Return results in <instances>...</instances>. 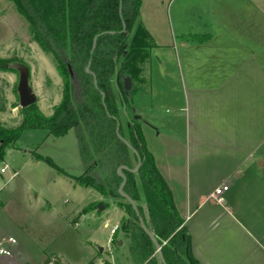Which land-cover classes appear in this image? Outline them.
<instances>
[{
    "label": "crops",
    "instance_id": "crops-1",
    "mask_svg": "<svg viewBox=\"0 0 264 264\" xmlns=\"http://www.w3.org/2000/svg\"><path fill=\"white\" fill-rule=\"evenodd\" d=\"M212 1L208 11L194 0L169 3L177 15L171 47L152 32L149 1L142 0L140 23L157 48L172 50L183 109L158 126L148 121L150 110L140 124L198 264H264V5Z\"/></svg>",
    "mask_w": 264,
    "mask_h": 264
},
{
    "label": "trees",
    "instance_id": "trees-1",
    "mask_svg": "<svg viewBox=\"0 0 264 264\" xmlns=\"http://www.w3.org/2000/svg\"><path fill=\"white\" fill-rule=\"evenodd\" d=\"M14 1L31 26L33 41L52 56L63 91L62 101L51 116L34 104L21 109L24 119L19 127L7 129L0 122V163L25 130L44 129L55 138L74 131L83 174H63L75 186L121 200L117 205L125 216L120 224L133 263L162 264L156 246L142 229L141 218L159 243L166 264H198L189 230L147 148L140 121L134 119L132 98L123 90L122 74L131 77L136 73L135 59L146 43L154 44L140 23L142 0ZM2 63L0 59V71H6ZM89 65L91 73L86 72ZM35 158L43 160L39 155ZM121 167L127 168L122 170L124 193L134 201L139 215L119 194L123 178L117 170ZM52 262L49 259L43 264ZM103 264L112 263L104 260Z\"/></svg>",
    "mask_w": 264,
    "mask_h": 264
},
{
    "label": "rangeland",
    "instance_id": "rangeland-1",
    "mask_svg": "<svg viewBox=\"0 0 264 264\" xmlns=\"http://www.w3.org/2000/svg\"><path fill=\"white\" fill-rule=\"evenodd\" d=\"M148 1L152 32L164 45L172 47L174 30L170 20L177 16L167 9L172 0H145L146 4ZM162 2L166 8H160ZM194 2L205 11L213 4L212 0ZM151 4L158 7L153 9ZM261 16L258 34L263 47L264 11ZM171 53V49L146 43L134 62L137 72L131 75L134 83L131 98L136 114L145 119L154 110L148 121L156 126L171 123V116L183 109L182 88ZM0 59L7 67L6 71H0L3 126L14 129L24 119L17 91L23 70L29 71L36 107L51 116L53 108L62 101V81L52 56L33 41L31 26L14 0H0ZM36 155L43 160L38 161ZM5 165L7 171L0 172V244L9 246V238H14L16 244L10 246V258L0 256V264H43L49 259L61 264H103L104 260L112 264H134L120 224L125 216L117 205L121 200L75 186L63 174L71 177L83 174L74 131L55 138L44 129L25 130L17 146L6 151L0 171ZM50 175H53L51 179ZM99 204L104 206L102 211L98 210ZM85 209L91 210L86 213ZM116 227L119 229L114 235L112 231Z\"/></svg>",
    "mask_w": 264,
    "mask_h": 264
},
{
    "label": "water",
    "instance_id": "water-1",
    "mask_svg": "<svg viewBox=\"0 0 264 264\" xmlns=\"http://www.w3.org/2000/svg\"><path fill=\"white\" fill-rule=\"evenodd\" d=\"M96 42V39H95ZM87 73H91L90 72V65L89 67L86 69ZM121 80H122V85H123V90H124V94L127 98L131 97V92L132 89L134 87V83L132 81V78L130 76H126L124 74H122L121 76ZM18 95H19V104L21 109L30 107L31 105H34L37 102V97L36 95L33 93L32 88L30 87L29 84V71L28 70H23L20 72V80H19V85H18ZM103 100H104V94H103ZM133 112L135 113L134 115V119L136 121H142V117L140 115L136 114V109H133ZM116 134L119 136V124L117 126L116 129ZM120 138V137H119ZM129 148H131L128 143L126 141H124L122 138H120ZM134 154L136 155V157L139 160L140 163V159L138 157V154L136 151H133ZM140 164L138 165V167H136L134 170H132L133 172H137L138 168H139ZM127 169L126 167H121L117 170V174L119 176H121L123 178V183L119 189V194L121 197H123L124 199H126L133 207L134 211L137 213V215H139L138 209L134 203V201L124 193V187H125V183H126V178L124 177V175L122 174V170ZM53 177V175H50V179ZM49 179V181H50ZM104 209V206L102 204L98 205V210L102 211ZM140 224L142 226V229L147 233V235L151 238V240L153 241L154 245L157 248L158 254L160 255L161 258V262L162 264H166L163 256H162V252H161V247L159 245V243L157 242V240L154 238V236L149 232V230L146 228L143 220L140 218Z\"/></svg>",
    "mask_w": 264,
    "mask_h": 264
},
{
    "label": "built area",
    "instance_id": "built-area-1",
    "mask_svg": "<svg viewBox=\"0 0 264 264\" xmlns=\"http://www.w3.org/2000/svg\"><path fill=\"white\" fill-rule=\"evenodd\" d=\"M8 169V166H5L4 168L1 169V173H5ZM228 190L227 186L219 187L215 190V192L212 195V198L215 199L216 201H222V195L224 194L225 191ZM116 227L112 232L117 229ZM7 243L9 246H3L2 243L0 244V256L10 258L12 256V252L10 251V246L16 244V240L14 238H9L7 240ZM49 264H55V263H49Z\"/></svg>",
    "mask_w": 264,
    "mask_h": 264
}]
</instances>
